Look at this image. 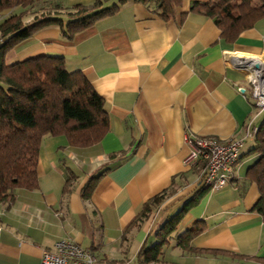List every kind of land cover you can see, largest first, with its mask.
I'll return each instance as SVG.
<instances>
[{"label": "crops", "instance_id": "obj_1", "mask_svg": "<svg viewBox=\"0 0 264 264\" xmlns=\"http://www.w3.org/2000/svg\"><path fill=\"white\" fill-rule=\"evenodd\" d=\"M207 1L181 0L164 20L125 0L71 39L51 25L7 52L8 64L63 56L66 70L81 71L103 98L109 125L98 142L84 147L70 146L62 135L42 138L37 187L17 188L0 202V264H39L42 250L65 238L91 250L94 264H139L140 250L153 244L159 226L197 192L168 245L199 226L189 244L209 251L164 248L161 264H264L236 256L264 257V218L251 210L259 192L246 177L258 157L249 150L264 108L254 107L246 72L235 67L241 57L264 55V18L226 40L212 18L191 9ZM93 2L61 0L62 9L47 13L65 24L71 6ZM10 13L1 11L0 22ZM187 134L241 140L231 182L212 190L198 185L202 164L183 162ZM172 186L135 222L145 201Z\"/></svg>", "mask_w": 264, "mask_h": 264}, {"label": "trees", "instance_id": "obj_2", "mask_svg": "<svg viewBox=\"0 0 264 264\" xmlns=\"http://www.w3.org/2000/svg\"><path fill=\"white\" fill-rule=\"evenodd\" d=\"M104 1L74 4L63 24L60 17L47 13L62 9L61 0H0V12L11 10L0 22V202L11 200L17 188L37 187L36 166L44 136L62 135L70 146L84 147L98 142L108 130L109 119L103 98L81 71L66 70L63 56L40 55L10 64L5 61L8 51L40 29L58 25L61 35L71 39L97 18L118 10L125 0L109 6H103ZM134 1L144 4L164 20L172 18L181 3V0ZM191 9L212 18L222 38L230 41L264 18V0H208L194 2ZM28 16L32 18L26 21ZM249 153L258 155L246 172L247 179L257 184L259 192L251 210L264 218V121L255 132L254 146ZM96 177L92 176V179ZM91 188L84 190L82 196L86 197ZM64 189L68 190L67 185ZM173 190L172 186L145 201L135 222H142ZM199 195L197 192L159 226L153 244L140 250L139 264L163 262L165 246ZM201 230L194 226L179 233L172 247L193 252L209 251L189 244ZM236 256L257 257L264 261L261 256Z\"/></svg>", "mask_w": 264, "mask_h": 264}, {"label": "built area", "instance_id": "obj_3", "mask_svg": "<svg viewBox=\"0 0 264 264\" xmlns=\"http://www.w3.org/2000/svg\"><path fill=\"white\" fill-rule=\"evenodd\" d=\"M235 67L246 72L254 107L264 108V55L241 57L235 61ZM256 130L254 128V132ZM184 140L188 146L184 164H202L197 178L198 185L212 190L233 180L234 166L239 160L242 146L240 139L221 140L212 136L187 134ZM95 260L91 250L65 238L57 240L52 249L42 250L39 264H94Z\"/></svg>", "mask_w": 264, "mask_h": 264}, {"label": "rangeland", "instance_id": "obj_4", "mask_svg": "<svg viewBox=\"0 0 264 264\" xmlns=\"http://www.w3.org/2000/svg\"><path fill=\"white\" fill-rule=\"evenodd\" d=\"M261 119H264V115L261 116ZM171 242H172L171 244L174 243V241H171ZM171 249H172V247H170L169 245H166V246H165V250L170 251ZM234 262H235V261H234ZM234 262L232 261L231 263L234 264ZM238 262H240V261H238ZM238 262H237V264H239ZM247 264H249V263H247Z\"/></svg>", "mask_w": 264, "mask_h": 264}, {"label": "water", "instance_id": "obj_5", "mask_svg": "<svg viewBox=\"0 0 264 264\" xmlns=\"http://www.w3.org/2000/svg\"><path fill=\"white\" fill-rule=\"evenodd\" d=\"M257 66V64H255V67ZM240 91H243V89L241 88Z\"/></svg>", "mask_w": 264, "mask_h": 264}]
</instances>
